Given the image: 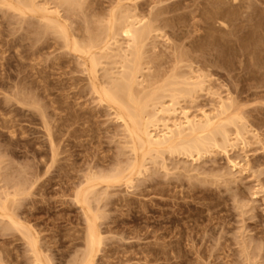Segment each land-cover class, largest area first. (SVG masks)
I'll list each match as a JSON object with an SVG mask.
<instances>
[{
	"label": "rangeland",
	"instance_id": "rangeland-1",
	"mask_svg": "<svg viewBox=\"0 0 264 264\" xmlns=\"http://www.w3.org/2000/svg\"><path fill=\"white\" fill-rule=\"evenodd\" d=\"M127 58L151 118L176 98L156 119L207 111L215 144L134 142ZM90 219V264H264V0H0V264H84Z\"/></svg>",
	"mask_w": 264,
	"mask_h": 264
},
{
	"label": "bare ground",
	"instance_id": "bare-ground-1",
	"mask_svg": "<svg viewBox=\"0 0 264 264\" xmlns=\"http://www.w3.org/2000/svg\"><path fill=\"white\" fill-rule=\"evenodd\" d=\"M235 1H237V0H233V2H235ZM28 3L31 5V1L29 2L28 1ZM131 16V15H130ZM132 18V17H131ZM137 18V17H136ZM138 19V18H137ZM137 19H134V21L136 20L137 21ZM127 22H128V19H127ZM127 22H125V25L127 24ZM230 22V21H229ZM124 24V23H123ZM219 25V24H218ZM220 25L221 26H223V27H227V24L225 23V22H223V21H221L220 22ZM123 26V25H122ZM123 30V29H122ZM141 30L139 29V28H137L135 25H134V22H128V24L126 25V27L124 28V33L126 34V36H128L131 40H132V43L133 44H135V43H137L138 44V42H141L140 41V37L142 36L141 35ZM144 32V31H143ZM142 32V33H143ZM146 33V32H145ZM222 34V33H221ZM141 35V36H140ZM129 39V40H130ZM138 41V42H137ZM106 44H107V42H106ZM130 45V44H129ZM140 45V44H139ZM76 46H77V44H76ZM104 46V45H103ZM141 46V45H140ZM142 47V46H141ZM93 48V47H92ZM130 48H133V47H130ZM90 49V48H89ZM132 52H133V54L135 55V53H134V48L132 49ZM131 53V52H130ZM125 55H127L126 53H125ZM137 55H138V53H137ZM126 57V56H125ZM132 58H134V56L132 57ZM132 58H127L128 60H130L131 61V67L129 66V63L125 60V62L128 64V69H127V71H125V74L122 76V74H121V80H120V82L118 83V81H117V83H113V86H111L112 87V89H111V87L109 88V90L110 91H108V92H106L105 93V91L106 90H104V94H105V96H106V98H108V99H111V101H114V102H116V104L118 105H120V103L121 104H123V106L126 108L125 110L127 111V108L129 107V111L131 110V112L129 113L128 111H127V113L128 114H126L127 115V117L126 116H124V114H122L125 110H124V107L123 106H120L121 108L123 107V112L120 114L121 116H120V118L122 119V121L126 124V126L128 125V124H130V123H128V122H130L131 121V123H133L134 122V125H136V127H133L132 129H133V131L131 132L132 133V135L135 137V138H133V140L135 139H137L138 140V143L140 144L141 143V145L142 146H144V149H145V147H146V149L147 148H151V150H156V148H157V150H160V149H165V148H170L169 150H171L172 148H173V150L172 151H176L177 149L176 148H179V151L182 149L183 151H187V152H185V153H191V155H192V153H194V152H201L200 150L203 148V149H205L206 147L205 146H207V145H205V144H207V142L206 141H208V143L211 141V140H213V139H211L210 141H209V139L210 138H212V137H214V135L213 134H216L215 133V131H217L216 130V128H215V131H213V132H211L210 130H212V128H213V130H214V127H213V125L217 122V124L221 121H219L218 122V120L220 119V117H215V115L212 117L210 114H209V112L207 113V111L205 112H202V117L200 118V117H193V116H191L189 113H188V111H186L185 109L183 110V111H181V118L179 119V120H177V119H172L173 121L172 122H170L171 121V117L172 116H176L177 117V115H178V112H177V110L179 109V107H178V109H177V107H176V105L179 103V102H175V101H177L176 100V98H175V100L173 101V102H171V104H169V105H167V106H163L164 104H160V105H162L161 106V108L159 107V109L158 110H156V113H155V117L153 116L152 118H151V113L150 112H152V111H148V109H147V106L149 105L148 104V102H150L151 100H156L157 98L159 99V101H160V95L158 96L157 95V93H158V89L156 90L157 92L155 93V92H153L154 91V89H152L153 91H152V94L153 93H155V95L153 94H150V93H146V94H150L152 97H150V95L149 96H145V97H147V99L148 100H146V102L144 101L143 102V100H145V97L144 96H141V97H139L140 95H135L134 94V90L136 89V88H134L135 86L137 87L138 85H137V77H138V74H140V73H138V72H140L139 70H137V68H139L140 69V62H138V65L136 64L135 65V62H133V60L134 59H132ZM91 59H93V58H91ZM126 59V58H125ZM95 60V58L93 59V61ZM137 60V59H136ZM92 61V60H91ZM96 61V60H95ZM94 61V64L96 63ZM129 61V62H130ZM140 61V60H139ZM132 62L134 63V64H132ZM126 64V65H127ZM138 66V67H137ZM125 67V66H124ZM137 67V68H136ZM126 68V67H125ZM123 71V72H124ZM139 78V77H138ZM177 78H178V76H177ZM181 78H182V76H181ZM181 78H179L180 80H181ZM184 78V77H183ZM186 78H188V77H186ZM188 79H192L191 78V76H190V78H188ZM180 80H179V82H180ZM183 80V79H182ZM181 80V81H182ZM140 81V80H139ZM191 81V80H190ZM190 81H185V78H184V82H186L185 83V86L186 85H188L187 84V82L189 83ZM202 81V80H201ZM171 82H173V83H177L178 82V80H176V82H175V80L173 81V80H171ZM178 82V83H179ZM177 83V84H178ZM191 83H193V81H191L190 82V84ZM189 84V85H190ZM184 85V84H183ZM182 85V86H183ZM194 85V84H193ZM166 86V85H165ZM169 88L168 89H174V90H176V91H182V89L184 88V87H182L181 86V90H177V87L176 88H173V87H171L170 86V84H168L167 85ZM196 86H198V85H196ZM107 88V89H108ZM195 88V87H194ZM165 89H167V88H165ZM185 89H187V88H184V90ZM190 89V88H189ZM191 89H193V87L191 88ZM136 91H138V89H136ZM175 91V92H176ZM190 91V90H189ZM140 92V91H139ZM138 92V93H139ZM160 92V91H159ZM163 92V91H162ZM161 92V93H162ZM191 92V91H190ZM189 92V93H190ZM193 92V91H192ZM184 93V92H183ZM186 93V92H185ZM141 94H143V93H141ZM146 94H144V95H146ZM163 94V93H162ZM171 94L172 95H175L174 94V92L172 93V91H171ZM170 94V95H171ZM176 94H177V92H176ZM182 94V93H181ZM180 95V94H179ZM155 96H157V97H154ZM162 96V95H161ZM179 97V96H178ZM140 98V99H139ZM144 98V99H143ZM162 98V97H161ZM173 98V97H172ZM171 98V99H172ZM157 99V100H158ZM171 99H170V101H171ZM150 100V101H149ZM162 100V99H161ZM173 100V99H172ZM179 101V100H178ZM152 102V101H151ZM150 102V103H151ZM155 102V104L156 103H158V102H156V101H154ZM224 101H222V103H223ZM160 103H162V102H160ZM221 103V104H222ZM148 104V105H147ZM152 104V103H151ZM159 104V103H158ZM157 105V104H156ZM155 105V106H156ZM170 105H171V107H170ZM223 105V104H222ZM222 105L220 106L221 107V109H222ZM128 106V107H127ZM151 106V105H150ZM154 106V107H155ZM158 106V105H157ZM146 107V108H145ZM227 107V106H226ZM152 108H153V105H152ZM228 108V107H227ZM147 109V110H146ZM155 108H153V110H154ZM220 109V108H219ZM229 109V108H228ZM189 110V109H188ZM147 111H148V113L150 114V118H151V120L150 121H146L147 119H145V117H144V113L146 112L147 113ZM179 112H180V110H179ZM190 112V111H189ZM219 112H220V110H219ZM218 112V113H219ZM224 112V108H223V111H222V113ZM158 114H162V115H164V117H165V115L167 116V117H165L167 120H169L168 118H170V121L168 122L167 120H163V119H160V120H157L156 119V116L158 115ZM160 115H158L157 116V118L158 117H160ZM217 115V114H216ZM221 115V112H220V114L219 115H217V116H220ZM233 116V115H232ZM232 116L229 118V116L228 117H226V118H229L230 120H232L233 121V119H232ZM162 117V116H161ZM175 117V118H176ZM143 118L145 119V121H146V123L144 122V121H142V122H144V123H141L140 121L141 120H143ZM164 118V119H165ZM217 118H219V119H217ZM217 119V120H216ZM163 120V121H162ZM159 122H160V124H161V126H159L160 124H159ZM237 122V121H236ZM233 123V122H232ZM228 124V123H227ZM229 124H231V123H229ZM133 125V126H134ZM223 125H225V126H227L226 125V123H223ZM235 125V124H234ZM129 126H132V125H128L127 126V128L129 127ZM149 126L151 127L152 126V128H153V131H151V130H149ZM160 127H161V129H160ZM131 128V127H130ZM130 128H128V129H130ZM225 128L226 127H224V130H225ZM239 129V128H238ZM219 130V129H218ZM220 131H221V129H220ZM226 131V130H225ZM238 131V130H237ZM236 131V132H237ZM240 131V130H239ZM131 133H130V135H131ZM219 132H217V135H219L218 134ZM238 133L240 134L241 132H237L236 134L238 135ZM227 134V133H226ZM236 134H234V135H236ZM212 137H211V136ZM223 136V135H222ZM241 136V135H240ZM225 137V136H224ZM227 137V136H226ZM236 137V136H235ZM242 137V136H241ZM216 138V137H215ZM214 138V139H215ZM208 139V140H207ZM229 139V138H228ZM135 140H134V142H135ZM136 140V141H137ZM205 140V141H204ZM224 140H225V138H224ZM237 140V139H236ZM214 141V144H215V140H213ZM205 142V143H204ZM226 142H228V141H226ZM210 144V143H209ZM232 144V143H231ZM135 145V144H134ZM138 145V144H137ZM202 145H204L203 147H201ZM230 145V144H229ZM142 146H140V147H142ZM135 147V146H134ZM205 147V148H204ZM143 148V147H142ZM159 148V149H158ZM176 150H175V149ZM202 149V150H203ZM148 150V149H147ZM181 150V151H182ZM236 165V164H235ZM133 167V166H132ZM132 169H134V167L132 168ZM118 174V173H117ZM120 174H121V172H120ZM115 175V174H114ZM13 220V219H12ZM11 220V221H12ZM13 222H14V220H13ZM94 223H93V221H91V219L89 220V228H88V231H87V245L86 246H88L87 247V250H89V253H88V255H89V257H87V259H86V261H85V263L84 264H90V262H92L91 260V255H92V252H93V250L95 251V246H96V244L98 243V237H97V232H96V228L94 227V225H93ZM95 247V248H94ZM83 260H85V259H83Z\"/></svg>",
	"mask_w": 264,
	"mask_h": 264
}]
</instances>
